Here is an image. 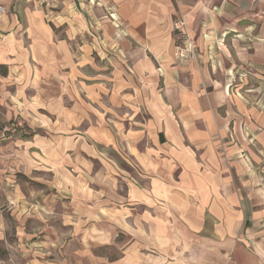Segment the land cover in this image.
I'll return each mask as SVG.
<instances>
[{
    "label": "rangeland",
    "instance_id": "374dc122",
    "mask_svg": "<svg viewBox=\"0 0 264 264\" xmlns=\"http://www.w3.org/2000/svg\"><path fill=\"white\" fill-rule=\"evenodd\" d=\"M108 3L0 0L20 28L12 41L0 30V264H170V214L129 196L130 183L148 187L129 152L144 149L151 114L113 93L128 69L109 44ZM26 12L51 30L29 63ZM238 70L240 88L254 83L252 66Z\"/></svg>",
    "mask_w": 264,
    "mask_h": 264
},
{
    "label": "crops",
    "instance_id": "0c3cea01",
    "mask_svg": "<svg viewBox=\"0 0 264 264\" xmlns=\"http://www.w3.org/2000/svg\"><path fill=\"white\" fill-rule=\"evenodd\" d=\"M108 1L109 44L128 69L113 93L151 114L144 149L129 152L148 187L130 183L129 196L170 214L162 238L170 264H264V0ZM3 14L0 30L11 29L12 41L19 24ZM37 16L24 15L28 63L51 33ZM179 18L195 52L181 61L172 25ZM15 55L10 62L25 61ZM248 65L254 83L242 89L238 68ZM137 130L141 141L145 128Z\"/></svg>",
    "mask_w": 264,
    "mask_h": 264
},
{
    "label": "built area",
    "instance_id": "2783aa9c",
    "mask_svg": "<svg viewBox=\"0 0 264 264\" xmlns=\"http://www.w3.org/2000/svg\"><path fill=\"white\" fill-rule=\"evenodd\" d=\"M4 9L0 7V13H3ZM176 34V45L174 49V56L178 60H187L194 57V46L189 40L185 29V22L183 19H175L172 23Z\"/></svg>",
    "mask_w": 264,
    "mask_h": 264
},
{
    "label": "trees",
    "instance_id": "16d2710c",
    "mask_svg": "<svg viewBox=\"0 0 264 264\" xmlns=\"http://www.w3.org/2000/svg\"><path fill=\"white\" fill-rule=\"evenodd\" d=\"M0 68H2V74H6V69L5 66L0 64ZM16 130L21 132V136L23 137H30L34 134V131L31 130L29 127H25V128H20L19 126H16Z\"/></svg>",
    "mask_w": 264,
    "mask_h": 264
}]
</instances>
